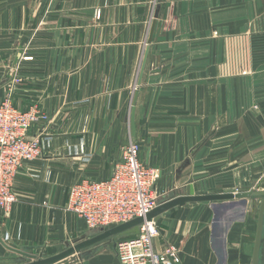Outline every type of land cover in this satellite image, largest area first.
Listing matches in <instances>:
<instances>
[{
	"label": "crops",
	"instance_id": "0c3cea01",
	"mask_svg": "<svg viewBox=\"0 0 264 264\" xmlns=\"http://www.w3.org/2000/svg\"><path fill=\"white\" fill-rule=\"evenodd\" d=\"M6 23L13 26H0V103L6 67L30 42L21 68L27 82L12 101L24 111L40 105L49 118L29 133L43 157L23 164L18 202L0 215L8 246L49 258L96 235L67 212L69 191L111 176L131 139L173 198L190 185L197 195L264 191V0H0ZM244 181L257 190L239 186ZM252 200L246 209L228 202L219 211L212 203L169 210L156 223V252L177 249L179 264H252ZM115 242L83 250L72 264H121Z\"/></svg>",
	"mask_w": 264,
	"mask_h": 264
},
{
	"label": "built area",
	"instance_id": "2783aa9c",
	"mask_svg": "<svg viewBox=\"0 0 264 264\" xmlns=\"http://www.w3.org/2000/svg\"><path fill=\"white\" fill-rule=\"evenodd\" d=\"M37 107L15 108L11 102L0 103V215L7 216L18 202L14 181L25 162L43 157L40 140L29 138L33 126L48 122ZM140 147L130 143L112 170L111 176L94 181L82 179L69 191L67 212L84 221L90 230L122 225L145 218L164 203L173 190L159 170L140 160ZM154 222L140 226L139 235L116 239L115 252L121 264H179L178 250L169 247L156 252L154 239L159 236Z\"/></svg>",
	"mask_w": 264,
	"mask_h": 264
},
{
	"label": "water",
	"instance_id": "95a60500",
	"mask_svg": "<svg viewBox=\"0 0 264 264\" xmlns=\"http://www.w3.org/2000/svg\"><path fill=\"white\" fill-rule=\"evenodd\" d=\"M154 27L155 24H153L151 29L150 38L148 40L149 43H151L152 41ZM148 54H149V50L146 51L144 63L140 71V78L138 82L139 85H141L142 83V78L144 75ZM137 100H138V93L135 94L134 97L132 113H131V121H130V128L133 136H135L136 134L135 118H136ZM255 198H260L261 202H260L258 218H257V228H256V236H255L254 249L252 255V264H260V253H261L263 230H264V191H251V192H243L236 194L225 193V194H214V195H197L194 185L189 186L188 195L176 197L174 199H171L169 201L160 204L155 210L150 212L145 218H137L131 222L122 225H110L104 229L98 230L96 235L92 236L91 238L83 237L76 240L73 246L69 247L64 252L53 257L42 258V257L30 256L18 249L8 246L2 238H0V244L4 248H6L9 252H12L13 254L24 256L25 258L31 259V261L24 264H72L74 257L76 255H80L83 250H86L92 246H95L109 239H118L120 237L129 236V235H139L140 226H142L145 222L157 223L164 213L176 207H182L188 203H212L213 208L216 211H219L221 209H225L228 207V204L226 203L233 202L234 204L242 206L243 209H246L248 207L249 200Z\"/></svg>",
	"mask_w": 264,
	"mask_h": 264
},
{
	"label": "rangeland",
	"instance_id": "374dc122",
	"mask_svg": "<svg viewBox=\"0 0 264 264\" xmlns=\"http://www.w3.org/2000/svg\"><path fill=\"white\" fill-rule=\"evenodd\" d=\"M40 25H42V24L38 23L37 30H38V28H39ZM261 25H262L261 26V29H263L264 26H263V24H261ZM0 26H3L5 28L11 29L12 26H13V24H11V23L7 24L6 23V24H0ZM28 28H29V24H24V23L21 24V31H23V30L27 31ZM26 42H27V40H26ZM29 46H30V42L24 43L22 41V48L24 50H23V53L20 56V60L17 62V64L15 65V67H13V69L10 68V64H9V63L12 62V56H8V58L5 59V61H4V63H7L9 65L6 67V70L7 71L5 72V77H4L5 80L7 79V81L5 82V85H6L5 86V89H6L5 94H6V96L4 97V99L2 100V102L9 101L14 106V103L12 101V97H13L14 92H16L21 86L23 88L24 84L27 82L24 79V76H23L24 73H23V70H21V68L23 67V63H25V62H27V61H29L31 59V57H29V56H27L25 54V53H27ZM8 78L10 80L9 82H8ZM33 107H37L41 111H43L42 110L43 108L40 105L33 106ZM33 107H31V108H33ZM130 143H133L134 145H137V146L140 147V145L137 142H135V140H133V139H131ZM130 143L128 145H130ZM127 146L123 147V150ZM123 150H122V153H123ZM112 166H113V163H112ZM155 169H157V168H155ZM157 170H159V169H157ZM242 184L239 185V186L246 187L247 189H251V190H257L255 188L256 185H257L256 182L255 183H250V182L244 181V182H242ZM174 191H175L174 189L172 191H170L168 193V196H166L165 197V200H163V201L166 202V201H169L171 199H174L173 198L174 197L173 194L175 193ZM253 200H254V203H252L251 215H253L252 216V219L256 222L257 216H258L259 207H260L261 199L260 198H255ZM240 212L241 211H239V210L236 211V212L233 211V218L234 219H237V218L239 219L240 218ZM229 219L230 218H228V220ZM92 232L94 233V232H97V231H94L93 230ZM20 251H22V250H20ZM22 252H24V251H22ZM24 253H26V252H24ZM26 254H28V253H26ZM28 255L33 256V257H40V256H36L35 254H28ZM29 261H31V259L25 258L24 256L14 255L13 253L9 252L8 250H6V249H4L3 247L0 246V264H24V263H28Z\"/></svg>",
	"mask_w": 264,
	"mask_h": 264
}]
</instances>
